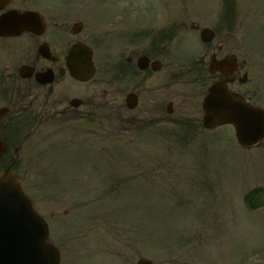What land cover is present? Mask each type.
<instances>
[{
	"label": "flooded vegetation",
	"instance_id": "flooded-vegetation-1",
	"mask_svg": "<svg viewBox=\"0 0 264 264\" xmlns=\"http://www.w3.org/2000/svg\"><path fill=\"white\" fill-rule=\"evenodd\" d=\"M8 10L36 12L40 26L0 38L8 50L0 170L59 167L53 156L102 136L109 122L116 133L127 124L141 134L153 128L176 148L205 132L214 152L240 153L244 161L234 164L264 174V136L243 146L235 139L236 127L264 135V0H10L0 15ZM75 44L92 50L101 83L70 76L66 56ZM104 84L112 87L107 97ZM216 84L231 122L207 131L202 100ZM255 213L264 219V207Z\"/></svg>",
	"mask_w": 264,
	"mask_h": 264
},
{
	"label": "rangeland",
	"instance_id": "rangeland-1",
	"mask_svg": "<svg viewBox=\"0 0 264 264\" xmlns=\"http://www.w3.org/2000/svg\"><path fill=\"white\" fill-rule=\"evenodd\" d=\"M6 49L0 41V68ZM127 126L116 133L106 122L103 136H89L87 147L59 161L53 156L59 167L13 170L48 225L59 264H135L139 257L227 264L234 236L243 264H264V219L241 203L246 190L264 185V174L234 165L242 161L238 154L203 149L205 135L176 148L153 128L143 135Z\"/></svg>",
	"mask_w": 264,
	"mask_h": 264
},
{
	"label": "water",
	"instance_id": "water-1",
	"mask_svg": "<svg viewBox=\"0 0 264 264\" xmlns=\"http://www.w3.org/2000/svg\"><path fill=\"white\" fill-rule=\"evenodd\" d=\"M6 0H0V6ZM27 15L9 13L0 17V36L16 35L20 32ZM89 52L71 54V75L80 80L90 79L92 67L88 66ZM87 58V57H86ZM84 59V58H83ZM85 62V64H84ZM228 100L223 91L211 87L204 99L203 126L211 129L231 120L226 112ZM236 138L243 144L245 139L237 129ZM243 202L249 211L264 204V189L257 187L248 191ZM47 228L44 222L33 211L30 202L23 196L18 187L15 174L5 171L0 174V264H58V252L46 243ZM137 264H151L139 259Z\"/></svg>",
	"mask_w": 264,
	"mask_h": 264
}]
</instances>
